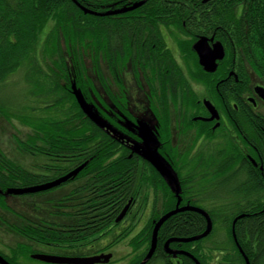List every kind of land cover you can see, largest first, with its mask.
Here are the masks:
<instances>
[{
    "label": "trees",
    "instance_id": "obj_1",
    "mask_svg": "<svg viewBox=\"0 0 264 264\" xmlns=\"http://www.w3.org/2000/svg\"><path fill=\"white\" fill-rule=\"evenodd\" d=\"M214 1L0 0V118L11 123L17 151L54 158V165L42 170L47 176L35 175L0 147V228L60 252L67 244L106 235L119 224L115 220L131 196L143 186L153 192L158 186L161 206L130 238L127 264L143 260L156 224L167 215L146 264H264L263 141L254 140L255 150L249 149L262 173L245 164L239 149L241 157L228 152L219 165L209 156L201 164L196 160L192 176L176 167L177 187L142 154L143 118L152 123L149 132L158 141H168L175 120L188 122L186 113L195 108L200 90L207 98L214 93V76L203 72L192 49L194 34L202 29L200 10L222 7ZM185 18H190L187 27ZM48 21L52 49L39 40ZM155 23L182 28L167 32L166 41ZM16 123L27 127L26 136L16 133ZM166 145L171 154L179 151L175 144ZM137 155L144 160L142 171ZM163 160L169 164L167 156ZM81 165L73 181L83 186L60 194L52 215L70 219L79 208L88 218H80L83 231L41 227L25 214L17 229L5 221L14 215L8 190L35 187ZM206 176L213 178L209 187L221 191L222 199L187 208L188 181ZM0 257L21 264L1 252Z\"/></svg>",
    "mask_w": 264,
    "mask_h": 264
},
{
    "label": "flooded vegetation",
    "instance_id": "obj_2",
    "mask_svg": "<svg viewBox=\"0 0 264 264\" xmlns=\"http://www.w3.org/2000/svg\"><path fill=\"white\" fill-rule=\"evenodd\" d=\"M210 1L212 2V0H200V3L205 5ZM225 1L226 0H215L213 2L221 4L223 8H203L200 10V12L203 11V14H201V16L203 15V18L202 20L200 19V23H202V29H200L198 34H194L193 42L194 45L200 38H206L207 45L210 50H213V45L215 43H219L222 51V58L215 60L216 68L214 71H204L198 62V65L202 68L205 74L214 76V93L209 95V98H207L205 95V89L200 90V97L195 108L186 113L189 118L188 122L186 123V121L183 119H179L177 121L175 120L171 125V138L168 141H158L159 136L155 138L153 135L155 154L157 155L159 162L162 161L165 156H167L169 164L166 163V165L167 169L171 172H169L171 176H173V173L176 171V167L181 166V169H183L181 172L184 174V176H186L188 172L189 175L192 176V168L196 166L194 165L195 161L200 160L198 164H201L205 162V159L208 158V156L212 157V159L218 165L222 163L224 159L223 156L227 157L226 153L228 152H232V158H235V156L239 158V149L242 153V157H240L242 160H245V164L250 165L255 170L259 169V174L262 173L263 170L262 167H259L260 161L256 163L254 159L251 158L249 155V149L255 150V147L252 144L254 140L264 142V0H232V2L227 4L228 7H224ZM196 11L199 12V10ZM213 14L218 16L215 22L212 21L214 17ZM184 20L185 21L182 23V25L187 27L190 22V18H185ZM181 28V25L179 28H177L173 23L168 25L164 23H155V30L161 31L163 38L166 41L167 32L178 31ZM203 101H208L211 104L215 110L216 117L211 119L212 114L203 104ZM146 121V124L148 125L149 120ZM173 129H176L181 134L178 137V140L182 141V139H186V141H183V144H178L176 146L179 148L178 152L171 154L169 153V149L167 150L166 143L169 142L170 145L174 144L173 138H175V136L172 134ZM190 143H192L191 146L189 145ZM142 149V151H144L143 147ZM144 152L145 153L142 154L146 155L147 157L148 155L146 154V151ZM29 155L33 156L36 154ZM219 155L222 157V159L219 158ZM41 156L43 159L41 158V163H37L38 165L35 168H23L35 175L47 176L48 174H45V172L42 170L47 166L54 165V163H52L54 158L47 155ZM137 156L138 157L135 158V160H137V170L142 171V169H144V160L142 159V156ZM60 160L62 161V159ZM149 161L153 163L152 160L149 159ZM153 164L156 166L155 163ZM73 170L70 169L65 174L53 179H49L46 183H42L37 186L45 185L57 179L63 178ZM78 175L79 173L66 180V182L50 190L24 195L8 196L15 198L16 201H19L23 200V198L37 194H45L49 191H53L64 186H67V188L62 193L66 191V193L79 192L83 184H81L80 181H73L74 177L76 178ZM212 180L213 178L211 176H206L203 177L199 182L190 183V181H188L189 184H187L186 187H189V191L191 193L190 195H186L188 197L186 201V205H188L187 208H201V206H206L209 202H214V200H211L204 204L198 201V194L196 191H193L196 190L197 184H201L199 188H204L207 190L215 189V187H209V183H211ZM177 183L179 185V182ZM154 191L156 192L149 194L146 193L142 196L139 194L138 190V194L136 196H131L130 199L125 203V207L128 206L126 215L118 223L124 221L130 214L137 212L135 208L142 207L141 205H145L147 208L152 206L151 210H153V208L157 206L155 205L158 202L157 198L160 197L158 186H156ZM75 196L79 198V196ZM59 197L60 196L56 198H42L40 200L41 206L47 205L48 213H51L52 215V206L55 205V201ZM34 201L39 203L37 200ZM151 210L150 212H152ZM44 211L47 213L45 209ZM73 214L75 216L71 217L70 219L61 216H54L55 219L42 217H37L34 219H36L39 226L41 227H49L51 229L63 231L65 230V226L66 231L69 230L71 233L83 231V229L80 227L84 221H81L80 218L82 217L83 220L88 218H85L84 213L80 211L79 208H74ZM137 214L140 218L144 216V213L137 212ZM140 221L141 220L138 219V223ZM66 223H69V225L66 226ZM125 229L126 228H122L121 234L125 233ZM101 237L103 236H91L88 237L87 240H82L75 244H67L66 250L69 251L70 249L78 248L80 243H87L89 240L90 243H93ZM42 246L47 247L44 244ZM111 246L112 245L109 244L105 247L107 248V251L93 256L110 254L111 258L106 264H109L110 262H117L118 259H114V254L110 251ZM50 248L57 249L58 247ZM56 253L58 252L50 251V254L45 255L59 256L55 255ZM33 255L36 254H31L29 256L30 259L41 263L40 261L33 259ZM121 257L119 259H121Z\"/></svg>",
    "mask_w": 264,
    "mask_h": 264
},
{
    "label": "rangeland",
    "instance_id": "obj_3",
    "mask_svg": "<svg viewBox=\"0 0 264 264\" xmlns=\"http://www.w3.org/2000/svg\"><path fill=\"white\" fill-rule=\"evenodd\" d=\"M227 1V2H226ZM224 3V7H228V3L232 2V0H226ZM223 8V7H222ZM52 21H48L47 23H44L42 28H40L39 31V40L40 43H42L43 47H45L47 41L49 49L53 48V39L52 35L49 31H51V24ZM47 36H45L46 33H48ZM166 39L167 41L170 40V36L168 33H166ZM46 50V49H45ZM49 55V54H48ZM54 58H52L50 55L48 56V62H52ZM105 67V65L103 64ZM144 122V123H143ZM146 118H143V121L140 123V133L143 138V148L144 151H146V154L148 157L152 160L153 163H155L160 170L165 171V173L170 172L167 169L166 162L164 160L159 162V159L157 155L155 154V149L153 146L154 142V136L152 133L149 132V126L152 125V123L149 121L148 125L146 124ZM11 123L8 122L6 119L0 118V147L4 149L6 156L11 159L14 163L26 167V168H35L39 163H41V158L43 157L40 154L36 155H29L28 153L19 152L15 148V143L13 141V130L11 127V130L9 129V125ZM17 126V132L20 135L26 136L27 134V127H24L23 124H15ZM175 138H173V142L175 146L178 144H183V141H186V139H182V141L178 140V137L181 135L180 132H178L176 129H173L172 133ZM190 146L192 143L189 144ZM32 156V157H30ZM43 162V161H42ZM38 163V164H37ZM173 180L176 182L177 178L175 176H172ZM178 184V183H177ZM176 187L175 185H173ZM67 186L60 187L58 189H55L53 191H49L45 194H37L30 197L23 198V200L16 201L15 198L9 197V209L10 212H12L14 215L10 216L5 221L7 223H10L15 226L17 229L18 225H20V221L18 218H20L21 215L33 217V218H49V219H55L54 216L51 215V213H48L47 205L41 206L40 200L42 198H56L58 197ZM141 189V190H140ZM139 189V194L142 196L146 193H152L153 191L148 189L147 186H143ZM223 190V189H222ZM186 195H190L189 187H186ZM196 191L198 194V201L206 204V202H209L214 199H222V192L217 191L216 189L213 190H207L204 188H201L200 190H193ZM192 191V192H193ZM221 194V195H219ZM34 200H37L39 203L35 202ZM158 202L155 204L156 210H159L161 206V196L157 198ZM142 207L135 208V210L139 213H144V216L142 218L138 217L137 212L130 214L124 221L119 223L117 226L112 227L110 231L97 241L90 243V240L86 242L80 243L78 248L70 249L69 251L66 250V248H62L60 252L56 253L55 255H59L61 257H91L93 255H97L101 252L107 251L106 246L111 244L110 251L114 254V259H118L117 262L114 264H127V255L132 254V248L128 247V242L130 238H132L140 229H142L146 223L148 222L151 213L150 210L152 206L145 207V205H141ZM44 209L47 211V213L44 211ZM152 211V210H151ZM150 212V213H149ZM153 212V213H154ZM133 215V217H132ZM138 219L141 221L138 223ZM122 228L125 229L124 236L121 237V230ZM43 244L40 242H33L31 239L24 234H20L17 230L10 231L3 228H0V252L1 254L11 260V258L15 259L18 263L21 264H41L38 263L32 259H30L31 254H50V248L42 246ZM67 253V254H65ZM69 253V254H68ZM29 255V256H28ZM215 255H218L216 253ZM122 256V257H121ZM121 257V259H119ZM159 263V262H158ZM45 264V263H43Z\"/></svg>",
    "mask_w": 264,
    "mask_h": 264
},
{
    "label": "water",
    "instance_id": "obj_4",
    "mask_svg": "<svg viewBox=\"0 0 264 264\" xmlns=\"http://www.w3.org/2000/svg\"><path fill=\"white\" fill-rule=\"evenodd\" d=\"M193 50L195 51L197 57H198V62L199 65L204 69L206 72H212L216 68L215 60L221 59L222 58V51L219 46V43H215L213 45V50H210L208 45H207V40L206 38H200L194 45H193ZM203 104L206 106V108L209 110V112L212 114V117H216L215 110L211 106V104L208 101H203ZM85 165H81L80 167L76 168L72 172H70L68 175H66L63 178L57 179L53 182H50L45 185L41 186H36V187H31V188H24V189H18V190H8L7 194L9 195H24V194H30V193H35V192H41V191H46L50 190L52 188H55L59 186L60 184L66 182L69 178L73 177L77 173L81 171V169ZM159 171L167 177L172 185H175L177 187V182H175L171 176V174L165 173V171H162L159 169V167L156 165ZM128 206H126L119 216L116 218L115 222L118 223L120 222L124 216L126 215ZM172 213H175L172 212ZM168 216V215H167ZM163 217L158 221L154 228V234H153V239L151 242V246L143 260L139 264H146L150 258L152 257L155 249V234L160 227V225L164 222L166 217ZM33 259L47 263V264H106L109 262L111 255H99V256H92V257H86V258H81V257H59V256H50V255H45V254H36L32 256ZM0 264H7L1 257H0Z\"/></svg>",
    "mask_w": 264,
    "mask_h": 264
},
{
    "label": "bare ground",
    "instance_id": "obj_5",
    "mask_svg": "<svg viewBox=\"0 0 264 264\" xmlns=\"http://www.w3.org/2000/svg\"><path fill=\"white\" fill-rule=\"evenodd\" d=\"M239 218V217H238Z\"/></svg>",
    "mask_w": 264,
    "mask_h": 264
}]
</instances>
